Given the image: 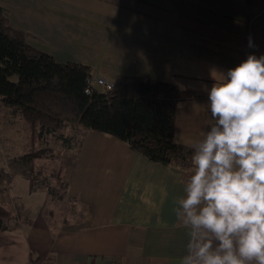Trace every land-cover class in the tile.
<instances>
[{
	"label": "crops",
	"instance_id": "1",
	"mask_svg": "<svg viewBox=\"0 0 264 264\" xmlns=\"http://www.w3.org/2000/svg\"><path fill=\"white\" fill-rule=\"evenodd\" d=\"M0 7L29 45L55 59L113 82L138 76L191 92L178 104L174 135L187 147L208 130L196 109L207 101L205 86L248 54H264V0H0ZM81 129L57 210L45 213L54 197L30 195L27 176L10 180L24 206L20 224L0 231V264H180L188 237L175 209L190 172Z\"/></svg>",
	"mask_w": 264,
	"mask_h": 264
},
{
	"label": "clouds",
	"instance_id": "2",
	"mask_svg": "<svg viewBox=\"0 0 264 264\" xmlns=\"http://www.w3.org/2000/svg\"><path fill=\"white\" fill-rule=\"evenodd\" d=\"M218 74L196 105L210 123L189 144L192 171L176 202L188 237L180 264H264V54Z\"/></svg>",
	"mask_w": 264,
	"mask_h": 264
},
{
	"label": "trees",
	"instance_id": "3",
	"mask_svg": "<svg viewBox=\"0 0 264 264\" xmlns=\"http://www.w3.org/2000/svg\"><path fill=\"white\" fill-rule=\"evenodd\" d=\"M27 38L25 32L10 26L0 7V102L4 107L32 129L39 128L43 137L65 139L63 132L70 129L66 142L71 145L80 128L110 134L154 163L185 168L190 172L188 179L192 151L176 143L174 135L178 104L193 99L191 92L162 81L119 75L112 90L96 88L86 95L90 66L59 63L29 45ZM26 160L32 163L31 158ZM58 192L50 189L52 196L62 200L64 193ZM6 229L0 217V231Z\"/></svg>",
	"mask_w": 264,
	"mask_h": 264
},
{
	"label": "rangeland",
	"instance_id": "4",
	"mask_svg": "<svg viewBox=\"0 0 264 264\" xmlns=\"http://www.w3.org/2000/svg\"><path fill=\"white\" fill-rule=\"evenodd\" d=\"M56 60L59 63L69 62L62 58ZM71 135L68 129L63 132L65 139L49 135L43 137L39 128L32 129L21 116L15 115L12 109L0 102V217L7 228H16L22 220L20 215L24 199L13 195L9 186V180L15 175L27 176L30 195L35 192L50 194V189L64 193L66 188L62 181L66 183L69 176L64 166L71 167L77 160V147L83 139L78 134L69 145L66 141ZM27 157L32 159V163H27ZM53 197L49 202L50 209L45 210V213H51L52 208L57 210L61 203L58 196Z\"/></svg>",
	"mask_w": 264,
	"mask_h": 264
},
{
	"label": "built area",
	"instance_id": "5",
	"mask_svg": "<svg viewBox=\"0 0 264 264\" xmlns=\"http://www.w3.org/2000/svg\"><path fill=\"white\" fill-rule=\"evenodd\" d=\"M109 91L114 88V82L106 78L101 77L100 75H90L87 81V87L85 89L86 95H92L97 87ZM86 90H88L86 92Z\"/></svg>",
	"mask_w": 264,
	"mask_h": 264
}]
</instances>
